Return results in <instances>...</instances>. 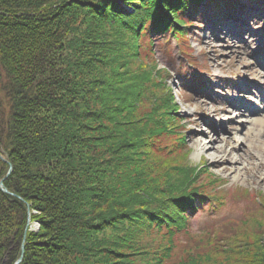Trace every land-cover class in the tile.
<instances>
[{
  "label": "trees",
  "instance_id": "obj_1",
  "mask_svg": "<svg viewBox=\"0 0 264 264\" xmlns=\"http://www.w3.org/2000/svg\"><path fill=\"white\" fill-rule=\"evenodd\" d=\"M7 1L13 10L15 2L23 8L13 21L0 14V156L13 165L3 182L9 193L0 189V264L18 257L29 215L40 227L38 233H26L20 264H134L131 256L150 255L132 241L135 233H116L112 239L99 234L125 224L131 230L139 221L166 241L146 264H264V237L248 245L241 234L234 239V230L229 231L233 237L218 238L217 230V235L192 234L188 228L199 207L211 210L225 201L207 203L206 187L196 183L201 168L184 162L188 150L183 151L176 110L162 104L168 96L155 94L151 86L157 82L140 65L153 62L151 30L164 43L183 41L187 7L198 0ZM78 11L95 27L106 24L115 38L134 43L129 56L137 65L126 67L120 46L97 38L100 32L65 28L68 14L76 17ZM8 21L18 27H8ZM63 36L73 45H60L57 38ZM96 65L107 76L88 98L98 108L79 115L70 110L78 97L73 89L83 87L77 78L90 76ZM114 76L121 87L107 83ZM114 119L122 124H107ZM136 135L145 136L140 146ZM143 143L157 168L142 159ZM6 168L0 158L1 174ZM33 209L40 215L27 214Z\"/></svg>",
  "mask_w": 264,
  "mask_h": 264
},
{
  "label": "rangeland",
  "instance_id": "obj_2",
  "mask_svg": "<svg viewBox=\"0 0 264 264\" xmlns=\"http://www.w3.org/2000/svg\"><path fill=\"white\" fill-rule=\"evenodd\" d=\"M115 1L119 2L120 0ZM235 2H237L236 6L233 7L232 3ZM7 4L8 1L0 0V14H3L4 19L8 18L13 21L11 17H14L16 11L23 6L15 2L16 10H13ZM41 6L45 8V5L42 4ZM129 7L131 8L127 5L124 8L129 9ZM7 8L12 10V12H8L9 15L4 13ZM228 8L231 11L225 10ZM36 12L42 14L45 11L36 9ZM186 14L190 17L184 19L185 24L188 25L184 31V40L176 41L172 38L168 43H163V39L158 38L159 36L151 30L149 35L153 39L151 44L153 62L150 63L151 66L147 65L146 62L140 65L146 68L145 72L153 76V81L157 82L158 85L151 86L155 94L160 95V97L168 96L162 104L166 101L173 105L176 110L177 130L178 134L182 136L183 151L186 148L188 150L184 162L188 166L201 168L196 183L206 187L203 190L208 194L207 203H211L217 198H223L225 201L221 207L216 204L212 206L214 209L211 208V210L209 205L199 207L195 214L190 215L188 228L192 234L204 230V232H214L212 234L217 235L218 231V238L219 236L224 237V235L233 237L229 231L234 230V239L239 240L241 234L243 240L249 245L253 238L264 237L262 236L264 229V174L256 166L248 167L246 162L248 159L247 150L244 149L251 147L250 152H259L257 147L253 146L256 138L251 135L255 134L256 137H260L258 129L261 126L264 127V122L251 124L252 119L264 120V0H198L187 7ZM84 17L82 11H78L76 17L68 14V18L66 17L64 20L65 28L67 25H75L73 27L81 31L87 32L92 29L94 32H100L101 34H98L97 38L100 37L105 43L109 40L108 45L116 42L120 46V56L126 61L125 64L128 63L126 67L137 65L136 60L131 59V55L129 56V53L134 52V43H128L129 40L124 37L120 40L117 36L115 38L112 27L106 24L101 28L95 27ZM16 18L18 21H22L18 15ZM41 25L44 26V24ZM8 27L15 29L18 24L13 23L12 26L10 24ZM48 31L47 35L50 34L49 36L52 37L54 32L49 29ZM40 32L44 31L41 30ZM165 37L168 36L165 35ZM58 41L62 46L73 45L66 36L57 38ZM143 45L144 42L138 46L139 52L142 51ZM56 60L58 61L57 57ZM109 60H111L110 57L109 59L106 58L104 63L108 65ZM120 63H124V61L121 60ZM3 66L4 63L1 62L0 67L3 68ZM70 68L71 66L68 67V69ZM23 69L25 67H21V70ZM88 72H90V76L81 74L77 78L83 87L73 89L78 96L77 99L73 98L77 105L75 107V104L70 102L73 108L69 107L77 114L85 116L89 113L88 111L98 108L91 106L90 104L93 102L88 99L97 90L98 84L96 82H102L107 78L106 70L101 66H93V71L89 70ZM22 73L23 71L17 72L16 76L21 75L22 77ZM88 80L90 82H87ZM117 80L118 78L114 76L113 80H109L107 83L121 87L123 82L119 85ZM121 93L119 92L120 95ZM124 96L128 97V94L124 93ZM114 120L111 123L108 121L107 124H122L118 119ZM85 122L88 123V121ZM136 125L141 126L140 123H136ZM144 137L143 135L135 136L139 146L144 141ZM208 137L213 139L218 137L215 140L217 145L224 144V147H230L232 153L241 157L240 162L243 160L240 167L247 166V171L243 172L242 169L223 171L216 164H212L207 152L199 151V146ZM171 138L166 139L165 142ZM234 138H237L238 141L237 139H235L236 141L233 140ZM149 141L152 142L153 139ZM261 146L264 147V143ZM142 147L145 152L142 155L144 162H152L151 164L155 167L158 166L156 165L157 159L150 155L152 153L148 152L144 143ZM0 158L7 163L4 174H1L0 171V174L3 175L0 180V189L4 193H9L3 182L13 169V165L4 157L0 156ZM151 167L153 168V166ZM256 172L259 173L258 176L253 174ZM29 212L36 216L40 215L34 209L29 210L28 215ZM124 226H126L125 229L118 231L109 229L99 236L103 235L112 239L116 233L119 236L126 235L125 233H135V238L132 241L139 242L136 244H139L142 249L148 250L150 255H146L147 257L143 255L131 256L130 259L133 260L134 264H146L147 260L155 256L157 251L159 253L166 245L164 236L156 230L149 231L148 226H145L141 221L138 222V225H133L131 230H128L126 224L121 227ZM39 227V220H30L29 215L20 242V253L12 264H20L24 256L26 233L28 231L38 233ZM255 230H257L255 236H251ZM244 241L242 242L244 243ZM128 243L131 244L132 242L129 241Z\"/></svg>",
  "mask_w": 264,
  "mask_h": 264
},
{
  "label": "bare ground",
  "instance_id": "obj_3",
  "mask_svg": "<svg viewBox=\"0 0 264 264\" xmlns=\"http://www.w3.org/2000/svg\"><path fill=\"white\" fill-rule=\"evenodd\" d=\"M228 26H230V25H228ZM212 30H214V29H212ZM224 34H225V32H224ZM261 122H264V120L262 121V120L257 119V118L251 120V124L252 123L253 124L261 123ZM258 132H260V135H261L260 137H256L257 135H255V134L254 135L252 134L251 136L256 138L255 144L253 146L257 147L259 152H256V153L250 152V150L252 149L251 147L248 148V147L244 146L245 147L244 149L247 150L248 159H246L247 160L246 162L249 165L248 167L251 168V165L256 166L257 169H260L261 171H263L262 174H264V147L261 146V144L264 143V135H262V134H264V127L261 126L260 129H258ZM217 138L213 139L211 137H208L199 146V151L207 152L210 162L212 164H216L217 166H219V168L223 171H227V170L230 171L233 169L235 171H237V170L239 171L242 169L243 172H246L248 169V168H246L247 166L240 167V165H242V161H243L242 160L240 162L241 157L239 155H237L236 153H232L230 150V147L226 148V147H224V144L217 145L215 143L216 142L215 140ZM221 138H223V137H221ZM235 139H237V138H234L233 140H235ZM237 141H238V139H237ZM207 150H209V151H207ZM253 174H255V176H256L259 173L256 172Z\"/></svg>",
  "mask_w": 264,
  "mask_h": 264
},
{
  "label": "water",
  "instance_id": "obj_4",
  "mask_svg": "<svg viewBox=\"0 0 264 264\" xmlns=\"http://www.w3.org/2000/svg\"><path fill=\"white\" fill-rule=\"evenodd\" d=\"M3 191H6L5 189H3Z\"/></svg>",
  "mask_w": 264,
  "mask_h": 264
}]
</instances>
